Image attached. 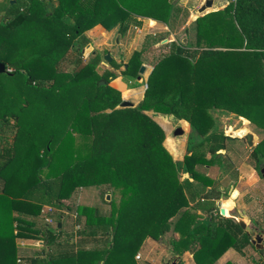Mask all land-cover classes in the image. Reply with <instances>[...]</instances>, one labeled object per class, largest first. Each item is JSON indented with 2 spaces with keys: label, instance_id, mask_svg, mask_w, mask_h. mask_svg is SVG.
<instances>
[{
  "label": "trees",
  "instance_id": "obj_1",
  "mask_svg": "<svg viewBox=\"0 0 264 264\" xmlns=\"http://www.w3.org/2000/svg\"><path fill=\"white\" fill-rule=\"evenodd\" d=\"M30 1L8 2L15 17L5 25L0 24V48L5 45L11 55L0 56V61L7 68L14 66L8 72L10 75L28 68L29 75L22 71L28 85L42 86L35 75L52 81L45 87H56L58 98L68 100V125L82 135L81 145L86 147L87 143V153L83 159L52 175L54 153L50 144L48 147L34 144L35 138L41 141L43 136L38 138L39 131L31 129L32 120L21 121L14 113L10 118H0V264L62 261L65 264L66 260V264H135V256L131 259L130 253L134 249L136 254L144 237L160 240L172 228L185 232L182 238L172 239L173 250L181 254L192 248L196 264H214L230 247L244 252L251 245L250 237L236 219L223 216L216 209L221 191L213 187L211 179L200 175L195 164L216 163L225 149L224 132L210 130L214 126L210 108L235 111L264 128V0H228L200 16H192L190 23L196 33L197 47L173 42L171 51L158 60L150 73L144 98L133 106H120L121 91L110 84L115 75L105 78L97 73L95 66L101 61V55L94 56L76 72L58 70L57 63L73 36L90 24L78 23L71 27L43 24L38 14L47 16L50 10L44 6L38 10ZM152 1L94 0L88 6L89 11L81 10L77 16L82 19L87 13H96L95 22L109 29L119 23L124 31L125 18L139 11L138 5L150 7ZM157 5L162 14H150V17L171 24L176 14L174 3L158 0ZM215 11L224 12L222 17L229 15L235 23L237 49L214 48L212 40H222L226 30L213 29L212 24L201 27L202 17ZM68 12L56 11L54 16ZM25 25L31 29L24 40L18 33ZM67 28L72 30V35H66ZM21 46L25 49L22 56L15 51ZM135 61L124 71L136 75L143 62L140 55ZM86 76H89L86 80L89 86L82 92L85 95L73 94L68 85L72 86L74 81L80 83ZM102 79L103 84L99 83ZM94 86L99 90H94ZM146 110L175 114L189 121L190 150L193 145L207 144L213 159L190 151L184 161L175 160L163 144L165 130ZM5 126H14V133L7 134ZM18 153H25L19 162ZM252 156L256 167L264 161V137L253 148ZM181 171L187 174L185 178L180 179ZM197 178L201 179L202 189L193 182ZM104 182L109 183L112 195L109 214L101 215L96 208L79 206L78 213L86 215V227L85 232L79 231L83 235L71 248L49 251L47 255H26L18 262V240H41L50 248L58 244L63 234L62 224L58 226V223H62V210L72 192L79 186ZM44 205L50 206L49 216L57 220L56 227L49 223L37 226L27 217L39 216ZM190 205L206 211L207 218L192 225L194 214L185 210L179 215L181 208ZM134 226L145 229L143 236L135 239L136 243H133ZM91 241H103V248L96 249L99 256L93 251V255L77 260L79 252L82 255L87 251L83 246Z\"/></svg>",
  "mask_w": 264,
  "mask_h": 264
},
{
  "label": "rangeland",
  "instance_id": "obj_2",
  "mask_svg": "<svg viewBox=\"0 0 264 264\" xmlns=\"http://www.w3.org/2000/svg\"><path fill=\"white\" fill-rule=\"evenodd\" d=\"M10 1L12 2V0ZM157 1L158 0H153L150 7L138 5L137 9L140 10L135 13L132 12V16L129 17L128 15L127 18H125L127 28L124 31L120 29L119 23H116L110 29L103 24L104 27L109 30L108 33L104 31L105 34L102 35L101 39L104 41L98 46L96 42L90 41L89 46L85 47L83 50L80 61L82 66L92 61L95 50L96 52L101 53V61L97 63L95 69L99 75L105 78H111V75H115V77L110 80V83L113 82V86L117 88H123V90H121L122 99H128L126 97V89H124L126 86L127 88H131L133 86L141 85V88L146 90L150 73L153 68L158 65V60L171 51L173 41L179 44H187L192 48L197 47L196 33L193 24L190 23V19L195 15V9L198 7V0H187L186 4L183 5L177 4L176 2L178 0L174 2V5H176L174 7V13L176 14H174V25L172 28L169 27L170 29L166 28L164 23L154 24L152 19L156 18L150 17V14H162V9L157 5ZM227 1L228 0H224L225 3H227ZM219 3V0H217L215 8L218 7L217 4ZM223 13L224 12L220 11L209 12L202 17L199 23L201 27H207L212 24L211 27L213 29L219 27L222 30H226L222 40L219 42L217 39L212 40L213 45H216L214 48H220L222 46V49H237V46H239V43H237V41H239L238 29L229 15L225 18L222 17ZM112 22L113 21L108 20V23ZM30 29L31 28L26 27V25L23 26L22 30L18 33V37L25 40L30 33ZM172 32L174 33V37L171 38L170 33ZM232 39L234 42H232ZM22 49L25 51L22 46L19 48L17 47L15 51L17 53L19 52L22 56ZM12 51H14V49ZM108 51L113 57L110 62L103 59L102 56ZM0 53H2L0 56L4 55L8 57L11 55L10 52L7 51L5 45L1 46ZM137 55H140L143 64L147 65L145 72L142 73L141 80L138 79L139 69L136 75L124 71V69H129V67L134 65L136 62L135 57ZM77 57V54L72 53V55L69 54V57L63 58L60 64V69L68 70L69 73L77 71L82 67L80 66L76 70ZM8 69L12 71V68L8 67ZM22 71L28 75L30 74L29 69L26 67H23L21 72L14 75H10L7 72L0 73V118H10L14 113L18 114L21 121L29 120L30 122L32 120L30 123L31 129L33 131H39L36 135L38 138L43 136V140L40 141L35 138V141L33 142L35 145H38L39 143H42L43 145L45 144L46 147L50 144V148L55 157L54 163L52 164V169L54 170L52 175H55L59 171H63L74 161L83 159L87 150V143H85L86 147L82 146V135L79 131H73L71 129L72 127L68 125V100H66V98H58L57 94L59 93V90H57L56 87H51L49 89L45 87V85L48 86L50 79L45 80L40 76L35 75L36 79L41 82L42 86H31L26 83V75ZM87 79H89V76H86L85 80L80 83L74 81L72 86L67 85L70 88L72 87L73 94H80L79 96H81V94L85 95L82 92H85L89 86L88 81H86ZM116 80L122 83H118ZM104 82V79L99 81L101 84ZM123 84L126 85L124 86ZM93 89L99 90L98 88H95V86ZM142 99L134 101L135 105L140 103ZM117 107H119V105ZM109 110L110 109H106V111ZM208 111L214 120V126L210 130L218 132L225 131L227 134L230 133V135H237L240 129L245 128L254 132L256 136L255 145H257V143H259L264 137L263 127L235 111L225 108H210ZM145 112L165 130L163 144L175 160L184 161L190 151H193L194 155L200 156V153H202L205 158L213 159L211 157L212 153L207 150V144H204L202 147H194L193 145L190 150L189 145L192 141V127L189 121L180 118L175 114H163L155 112L154 110H146ZM10 122L12 124L14 123V120L11 118ZM179 126L183 127L184 133L175 134V130ZM5 131L7 134H13L15 127L7 126ZM28 145H30V143H28ZM254 147H247L245 141L241 138H226L225 150L223 149L221 157H219L218 160L216 159L218 162L216 161L215 163L212 161L210 164L197 163L195 164V169L203 177L211 179L214 188L220 189L221 185H225L226 190H223L225 193L223 196L227 201L223 203L225 204L224 206L222 205L225 209L223 216H229L236 219L235 215L241 214V205H239V201L236 200L240 198L242 194L250 197L251 194H253L256 197V201H258V203L253 206V213L258 219L262 220H260V223H262L264 222V177L260 175L259 166H255V159L252 156V150ZM24 154L21 155L18 153V162L25 158ZM186 175L187 174H183L181 171L179 174L180 179L185 178ZM200 181L201 179L197 178L194 179L193 182L198 188L202 189L199 184L201 183ZM246 181H253V184L251 186H245ZM231 183H234L236 187L234 188L235 190H233V194L236 193L237 195L236 190L240 191V193H238L240 196L238 198H236L238 195L235 196L236 199L232 198L231 194H228L229 192L227 193L229 184ZM109 187L110 185L108 182L89 184L86 186H79L72 192L71 197L68 199V203L64 204L65 208L69 207V212L66 213L68 216L65 219L63 229L65 232L59 238V244L53 245L54 249H69L82 237L83 234L79 233V231L86 227V215L78 213L77 209L79 206L83 205L96 208L98 214L101 215L110 213L111 204H109V200L105 198V195L110 193ZM232 200L235 201V209L233 208L231 210V208H227V203ZM216 209H219L217 205ZM185 210L195 215L192 225L204 221L208 216L206 211L198 213L197 209L192 205L187 208H181L179 215L183 214V211ZM33 221L37 226H41L44 223H49L52 227L57 226L56 219H46L40 216ZM144 231L145 229L134 226L133 243H136L135 239H139V237L143 236ZM84 234L86 235V233ZM184 234L185 232L181 230H173L172 228L167 231L166 234H163L160 240L151 236L144 237L141 245L137 248L136 254L134 255V249L131 251L130 258L133 259L135 256V264H164L166 261L171 262L174 256L177 255L173 250L171 241L172 239L176 240L182 238ZM76 245L78 244H75V247H77ZM103 246V241L100 243L95 241L88 242L83 246L87 251L82 252V255L81 252H79L80 255H77L76 259L80 260L79 258L83 259L82 257H85L86 255H93L91 254L93 251L99 256V250L96 249H102ZM79 248L80 247H78V249ZM226 251L221 256H223ZM251 251L254 253L255 250L253 249ZM47 252L48 250L44 247L41 250H35L31 255H47ZM246 254L248 257L260 256L259 253L253 255L248 250L246 251ZM138 255L139 257H137ZM179 255L180 257L178 258L177 264H186V260L190 261L189 264H194L193 261H195V259L192 248L184 250ZM221 256L217 260H219ZM229 259L228 255H224L223 262H227ZM66 261L65 264L67 263ZM57 264H64V261L58 262Z\"/></svg>",
  "mask_w": 264,
  "mask_h": 264
},
{
  "label": "crops",
  "instance_id": "obj_3",
  "mask_svg": "<svg viewBox=\"0 0 264 264\" xmlns=\"http://www.w3.org/2000/svg\"><path fill=\"white\" fill-rule=\"evenodd\" d=\"M200 1L201 0L197 1V5H199ZM216 1L217 0H214V7L216 5ZM8 2H9V4L14 3V2H11L10 0H0V24H2V25H5L8 21L12 20L15 17V14L12 11V9L10 8ZM30 2L32 4H35V6L37 8H39L38 10H40V8L44 6L51 11L47 16H44L43 13L38 14V18H39L38 20L43 24H47L49 26L60 25L63 27H66V26L71 27V26L76 25L78 23H80L82 25L90 24V26H88V28H85L81 33H76L73 36L71 44L68 47V50L63 54V56H61V58L59 59V61L57 63V68L60 71L68 72V70L60 69V64H61V61L63 58L69 57V54L72 55V53H75L78 55V57L76 59L77 60L76 70H77L80 66H82L80 61L82 58L83 50L85 47L89 46V42L94 41L97 43V46H98L100 43H102L104 41L101 39L102 35L105 34V32L106 33L109 32V30L104 27L103 23L98 22V21L95 22V18H97L96 13H93V14L87 13L86 15H84L82 17V19L83 18H87V19H83V20L77 16V15H80L81 10L84 11V10L88 9V11H89L88 6L90 4H93L94 0H31ZM186 2H187V0H178L176 3L179 5H183V4H186ZM219 2L220 3L217 4L218 6L225 4L224 0H219ZM66 10L69 12L64 14L63 16H60V14H58L57 17L54 16V13L56 11H60V13H61L62 11H66ZM90 18H92V19H90ZM152 20H153L154 24L164 23V26L166 28H169V27L172 28L174 25V23H173L174 21L171 24H169V23H166L165 21H162L159 19H152ZM67 30H68V32L66 31L67 32L66 35L70 36L73 34L72 30L70 31L69 28H67ZM63 33H65V31H63ZM170 35H171V38L174 37L173 32L170 33ZM100 54H101L100 52H96V50L94 51V56L100 55ZM9 67L12 68V70L14 69V66H12V65H9ZM146 68H147V65H146ZM116 82H118V81L116 80ZM118 83H122V82H118ZM110 84H111V86L114 85L113 82ZM123 85L125 86L126 84H123ZM113 87L117 88L115 86H113ZM117 89H119L120 91L123 90L122 87L117 88ZM124 89H126V97L130 101H133V102L139 101L140 99H142L144 96V93H145V89H142L141 85L133 86L131 88H127V86H126ZM231 184H229V185L233 186V189L228 194H231L232 198L236 199L240 196V194L238 195V193H240V191L236 190L238 196L236 195L237 197L235 198V196H233V190H235L234 188H236V187H235L234 183H231ZM252 184H253V181L252 182H250V181L245 182V186H251ZM231 186H230V189H231ZM223 190L224 191L226 190L225 185L220 186L221 193H220L219 199L222 200V203L227 201V199L223 196L225 194ZM229 190H228V192H229ZM219 199H217V201ZM217 201H216V205H217ZM236 201H239V205H241V214H236L235 215L236 218H237V216H241L244 219H246L247 221L259 220V222H260L261 219H258V217L253 213V206H254V204L258 203V201H256V197L253 194H251V197L245 196L242 194L241 197L238 198ZM228 202L229 203H227V208L229 207V208H231V210L233 208L235 209V201L232 200V201H228ZM62 211H64V215L62 218L63 221H62V223L61 222L60 223L62 224L63 229H64L65 219L68 216L66 213L69 212V207H66L65 210H62ZM197 211H198V213H201L203 210L198 209ZM49 212H51L50 206L44 205L42 208V213L39 216H37V217L27 216V217L30 219H33V220L37 219L40 216L44 217L46 219H52V220L55 219L52 216H49ZM64 232L65 231L63 230V233ZM44 247L46 248V250H48V252L49 251L57 252L59 250H65L66 249V248L65 249L59 248L58 250H56V249H54L53 246L50 248V247H48V245L44 244L43 241H41V240H26V239L18 240V254H19L18 262L22 261L21 260L22 257H24L26 255H31V253L35 252V250H41ZM253 249H254V247L252 245H248L244 248V252H239L235 248L230 247L224 255L229 256L230 259H229V261H227L229 264H264V259L261 256L248 257V255L246 254L247 250L250 251L253 255H255L256 253L258 254V252L255 249H254L255 251L253 253L251 251ZM224 255L221 256V258L219 260H217L214 264H225L226 261L223 262L224 261ZM189 262H190L189 260L185 261L186 264H189ZM193 262H194V264H196V261H193Z\"/></svg>",
  "mask_w": 264,
  "mask_h": 264
},
{
  "label": "water",
  "instance_id": "obj_4",
  "mask_svg": "<svg viewBox=\"0 0 264 264\" xmlns=\"http://www.w3.org/2000/svg\"><path fill=\"white\" fill-rule=\"evenodd\" d=\"M14 1L15 0H12V2H14ZM175 1H177V0H169L170 3H174ZM213 8H214V0H201L198 7L195 9V16H200L203 13H205V12H207ZM103 59L110 62V61H112L113 57H112L111 53L108 51L103 55ZM145 70H146V65L141 64V66L139 68V76H138L139 80H141L142 73H144ZM2 72H7V73L9 72L10 73V70L6 67V64L3 61H0V73H2ZM133 105H135V103L133 101L128 100V99H123L122 102L120 103V106H133ZM182 133H184L183 127H181V126L177 127V129L175 130V134H182ZM237 136L244 138V141H245L247 147H249V148L254 147L256 144V136H255L254 132H252L248 129H245V128L240 129L238 131ZM262 165L263 166H261L260 172L264 176V164H262ZM232 189H233V186H231L229 193L232 191ZM105 198L110 201L111 200V194L107 193L105 195ZM217 206L220 209V213L223 215L225 213V209L222 206V200L221 199H219L217 201ZM236 220L239 223V225L241 226V228L244 230V232L250 237L251 245L260 254V256L262 255V257L264 259V225L262 227H259L258 226V223H259L258 220L247 221L246 219H244L241 216H237ZM58 226H61L60 222L58 223ZM179 257H180V255L177 254L174 256V258L172 259L171 262L166 261V262H164V264H177Z\"/></svg>",
  "mask_w": 264,
  "mask_h": 264
},
{
  "label": "flooded vegetation",
  "instance_id": "obj_5",
  "mask_svg": "<svg viewBox=\"0 0 264 264\" xmlns=\"http://www.w3.org/2000/svg\"><path fill=\"white\" fill-rule=\"evenodd\" d=\"M224 134L226 135V138L228 139V138H230V139H237V138H241V139H243L244 140V138H242V137H239V136H237V135H230V133H225V131H224ZM235 136V137H234ZM225 150V149H224ZM262 164H264V161H262V162H260L259 163V172H260V168H261V166H263ZM260 175L262 176V177H264L263 175H262V173L260 172ZM194 181V180H193ZM232 185V184H231ZM231 185H229V187H228V190L230 189V186ZM228 190H227V193H228ZM233 196H234V194H233ZM236 196V195H235ZM223 206L225 205V204H222ZM256 221V220H255ZM264 225V222L263 223H258V226L259 227H262ZM261 257H262V255H261ZM170 262V261H169Z\"/></svg>",
  "mask_w": 264,
  "mask_h": 264
},
{
  "label": "bare ground",
  "instance_id": "obj_6",
  "mask_svg": "<svg viewBox=\"0 0 264 264\" xmlns=\"http://www.w3.org/2000/svg\"><path fill=\"white\" fill-rule=\"evenodd\" d=\"M236 195V193H234V196ZM223 204V203H222Z\"/></svg>",
  "mask_w": 264,
  "mask_h": 264
},
{
  "label": "built area",
  "instance_id": "obj_7",
  "mask_svg": "<svg viewBox=\"0 0 264 264\" xmlns=\"http://www.w3.org/2000/svg\"><path fill=\"white\" fill-rule=\"evenodd\" d=\"M10 71H11V70H10ZM137 257H139V255H138Z\"/></svg>",
  "mask_w": 264,
  "mask_h": 264
}]
</instances>
